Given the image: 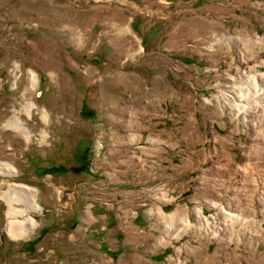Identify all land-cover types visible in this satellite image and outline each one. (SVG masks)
Wrapping results in <instances>:
<instances>
[{"label": "rangeland", "instance_id": "1", "mask_svg": "<svg viewBox=\"0 0 264 264\" xmlns=\"http://www.w3.org/2000/svg\"><path fill=\"white\" fill-rule=\"evenodd\" d=\"M253 76L264 0H0V264H264Z\"/></svg>", "mask_w": 264, "mask_h": 264}, {"label": "bare ground", "instance_id": "2", "mask_svg": "<svg viewBox=\"0 0 264 264\" xmlns=\"http://www.w3.org/2000/svg\"><path fill=\"white\" fill-rule=\"evenodd\" d=\"M33 75V73H28V76H29V78L30 77H34V76H32ZM253 78L254 79H252V80H248V83H247V87H244L242 90L243 91H241V92H243V96H247V94H250V91H251V89H250V86L253 88V90L255 91V96L253 95V97H251V98H255V100L254 101H251L250 103L248 102V104H246V105H244V106H246V107H248V105H250V107H251V109L253 108V107H256V109H254L255 110V113L257 112L256 110L259 108V106L261 105L262 107H264V84H259L258 85V83H257V80L259 81V79L258 78H260V77H258V76H253ZM261 86V87H260ZM245 91V92H244ZM263 93H262V92ZM240 93V92H239ZM252 94H253V92H252ZM259 94V95H258ZM238 96H239V94H238ZM250 96V95H249ZM252 96V95H251ZM245 102V101H244ZM237 105V107L241 110V108H242V110H244V106H241L240 104H236ZM244 107V108H243ZM239 109H237V113L236 114H238V113H240V110ZM246 109V108H245ZM249 111V110H248ZM259 111V110H258ZM249 112H251V111H249ZM260 112V111H259ZM258 113V112H257ZM261 114V113H260ZM7 126H9V127H11V128H13V129H15L16 131H19V132H21L22 130H23V128L22 127H20V126H22V124L20 123V122H18L17 120H15V119H12V120H10V124H8ZM26 137H28V136H26ZM14 173L15 171H14V169H13V167H12V165L10 166V165H8V163H6V162H2L1 160H0V173L1 174H9V173ZM30 195V194H29ZM35 200H33V204H35ZM32 203V202H31ZM33 204H30V203H28L27 205H30V206H32L33 207ZM11 207H9V209H10ZM12 210V209H11ZM10 210V211H11ZM178 210L175 212L176 214H178ZM197 212H199V211H197ZM11 213V212H10ZM229 213V212H228ZM176 214H173V217L175 218V215ZM182 214V213H181ZM199 215L201 216V213L199 212ZM185 221V220H184ZM9 224H10V227H12L13 229L11 230V234L12 235H14V236H16V235H23L26 231H27V228L28 227H26V226H24V225H16V226H13L15 223H13V221H10L9 222ZM223 225H225V224H223ZM222 225V226H223ZM226 226H227V224H226ZM10 227H9V229H10ZM23 231H25V232H23ZM20 232V233H19ZM22 232V233H21Z\"/></svg>", "mask_w": 264, "mask_h": 264}, {"label": "crops", "instance_id": "3", "mask_svg": "<svg viewBox=\"0 0 264 264\" xmlns=\"http://www.w3.org/2000/svg\"><path fill=\"white\" fill-rule=\"evenodd\" d=\"M202 156V155H201ZM197 157V156H196ZM195 157V158H196ZM192 158V157H191ZM201 157H199L198 159H194V157H193V159L192 160H194V161H192V160H189V157H187V158H185L184 160H186L187 162H192V163H194V165H196V167L197 168H199L200 166H199V163H201V162H204L205 160V157L203 156L201 159H200ZM172 159V158H171ZM178 160V159H177ZM173 161H175L176 162V159L175 158H173ZM182 161L183 160H181V163H182ZM169 162H171V164H174L176 167H175V169H173V167L172 166H169V169H171V170H175V171H179L178 173H176V177H180L181 176V178H182V175H183V171H184V166L183 165H180V164H178V163H173L171 160H169ZM183 164V163H182ZM203 164V163H202ZM192 170V169H191ZM182 173V174H181ZM178 174H180V175H178ZM170 179H175L174 178V175H172V174H170ZM176 187H177V185H176ZM173 190V189H172ZM190 191V189L189 188H187L186 189V193L187 192H189ZM169 205H172L171 203H169ZM189 205H186L185 204V207H183L182 206V204H175V206H173V208H174V211H179L178 212V215H180V218H176L177 219V221H176V219H174V221H176V224L178 225L179 223H180V225H182L183 226V224H185L184 223V221H183V218L181 217L182 215H186V217H187V215H190V212L188 211L189 210V207H188ZM182 213V214H181ZM188 219V221H190L189 219V217L187 218ZM181 222H180V221ZM187 221V220H186ZM169 222V221H168ZM173 234L171 233V235H169V237H167V239L168 238H173V236H172ZM165 240H166V237H165Z\"/></svg>", "mask_w": 264, "mask_h": 264}]
</instances>
